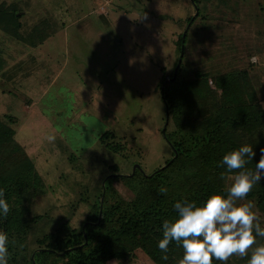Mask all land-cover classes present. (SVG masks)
I'll use <instances>...</instances> for the list:
<instances>
[{"label": "rangeland", "instance_id": "obj_1", "mask_svg": "<svg viewBox=\"0 0 264 264\" xmlns=\"http://www.w3.org/2000/svg\"><path fill=\"white\" fill-rule=\"evenodd\" d=\"M249 1L203 0L186 34L182 63L210 74L251 64L250 80L261 96L264 15ZM1 3L18 9L23 35L44 38L30 46L0 29V119L13 118L15 139L45 186L32 206V213L44 216L32 227L34 240L57 219L82 227L103 179L113 175L110 166L121 174L135 165L150 173L170 158L159 84L173 72L179 34L197 10L192 0ZM232 7H238L236 22L216 25L223 9L232 18ZM104 132L111 135L102 141ZM115 143L122 148L105 145ZM114 186L122 192L119 182ZM107 264L153 263L137 251L132 260Z\"/></svg>", "mask_w": 264, "mask_h": 264}, {"label": "trees", "instance_id": "obj_2", "mask_svg": "<svg viewBox=\"0 0 264 264\" xmlns=\"http://www.w3.org/2000/svg\"><path fill=\"white\" fill-rule=\"evenodd\" d=\"M202 1L192 0L197 14L187 18L189 26L184 37L179 34L178 53L192 22L200 15ZM247 3L257 9V15H264V0ZM221 4L228 10L227 3ZM237 8L232 7L231 19L222 14L226 13L224 9L220 11L215 24H234ZM17 12L14 4L1 3L0 29L36 46L44 38L32 31L23 35ZM182 60L183 56L174 79H170L172 72L168 80L159 84L164 108L166 104L168 110L162 134L171 147L170 158L150 173L136 167L133 173L121 174L116 165L110 166L113 175L103 179L105 191L102 186L80 228L72 227L70 221L61 223V218L51 230L43 231L34 240L30 238L32 227L44 217L32 213L35 199L45 193L44 181L15 139L13 118L5 117L7 122L0 119V188L10 207L7 218L0 217V231L9 237L8 264H107L132 260L137 251L153 264H177L183 255L182 247L171 242L167 260L161 259L164 253L158 248L164 220L177 215L175 202L202 203L212 192L227 195V177L232 173L222 166L223 155L251 145L255 156L245 168L255 171L260 149L264 147V89L259 96L250 80L251 64H236L210 74L190 71ZM109 134L104 132L100 140L105 141ZM105 145L113 150L122 148L119 143ZM115 181L120 183L122 192L115 188ZM161 187L167 189L166 194L159 191ZM247 201L254 203L253 210L264 227V179L254 186L244 202ZM257 242L264 243V238L257 237ZM247 259L233 256L227 264H247ZM213 264L221 262L213 259Z\"/></svg>", "mask_w": 264, "mask_h": 264}, {"label": "clouds", "instance_id": "obj_3", "mask_svg": "<svg viewBox=\"0 0 264 264\" xmlns=\"http://www.w3.org/2000/svg\"><path fill=\"white\" fill-rule=\"evenodd\" d=\"M46 139L54 142L55 136ZM260 153L255 171L245 168L255 156L251 145H242L223 155L221 164L232 173L227 177V195L212 192L202 203L175 202L177 215L164 220L162 238L158 241V248L164 253L161 259H168V246L175 242L183 249L177 264H213V259L227 264L233 256L248 257L247 264H264V243L257 242V237L264 238V227L253 210L254 203L244 202L254 186L264 179V147ZM159 191L166 194L167 189L161 187ZM9 211L4 190L0 188V217L7 218ZM8 260L9 237L0 231V264H8Z\"/></svg>", "mask_w": 264, "mask_h": 264}, {"label": "water", "instance_id": "obj_4", "mask_svg": "<svg viewBox=\"0 0 264 264\" xmlns=\"http://www.w3.org/2000/svg\"><path fill=\"white\" fill-rule=\"evenodd\" d=\"M184 35H185V32L183 33V37H184ZM183 52H184V45H183V42L181 43V46H180V57H179V60H178V62H177V64H176V66H175V68H174V70H173V74H172V77L170 78V79H174V77H175V75H176V72H177V70H178V67H179V65H180V63H181V59H182V56H183ZM169 78H166V80H168ZM168 110H167V105L165 104V117H166V122H167V119H168ZM165 122V123H166ZM164 129H165V126L163 127V129H162V131H164ZM175 155H176V153H175ZM138 165H135L134 167H133V170H132V173L134 172V170L136 169V167H137ZM138 168V167H137ZM102 186H103V193H104V191H105V189H104V183H102ZM101 201H102V198H101ZM100 216H101V209L99 210V216H98V220H100ZM67 219H65V220H63V221H61V223H64V221H66ZM97 220V221H98Z\"/></svg>", "mask_w": 264, "mask_h": 264}]
</instances>
